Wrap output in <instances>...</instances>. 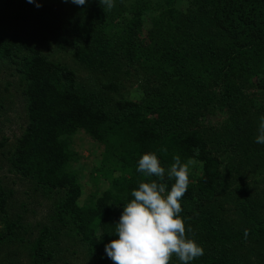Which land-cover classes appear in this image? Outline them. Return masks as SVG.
Returning <instances> with one entry per match:
<instances>
[{
    "label": "trees",
    "instance_id": "obj_1",
    "mask_svg": "<svg viewBox=\"0 0 264 264\" xmlns=\"http://www.w3.org/2000/svg\"><path fill=\"white\" fill-rule=\"evenodd\" d=\"M36 2L0 0V171L50 203L25 222L0 177V264H113L104 246L123 205L156 179L137 171L148 152L166 170L191 161L180 215L204 248L191 264H264V0ZM17 101L13 142L1 124ZM80 134L101 156L83 203Z\"/></svg>",
    "mask_w": 264,
    "mask_h": 264
},
{
    "label": "clouds",
    "instance_id": "obj_2",
    "mask_svg": "<svg viewBox=\"0 0 264 264\" xmlns=\"http://www.w3.org/2000/svg\"><path fill=\"white\" fill-rule=\"evenodd\" d=\"M83 6L87 0H70ZM29 4L41 5L36 0ZM108 9L114 0H100ZM255 143L264 145V115L259 117ZM166 170L153 152L144 153L138 160L137 171L146 177H155L150 182H140L131 190V199L123 205L115 231L116 238L105 244L106 256L113 264H169L174 255L180 264H191L204 255V248L195 239L186 235L185 222L181 217L180 200L189 185V164L179 155ZM174 181L169 186L165 181ZM191 233L192 229L187 230Z\"/></svg>",
    "mask_w": 264,
    "mask_h": 264
},
{
    "label": "rangeland",
    "instance_id": "obj_3",
    "mask_svg": "<svg viewBox=\"0 0 264 264\" xmlns=\"http://www.w3.org/2000/svg\"><path fill=\"white\" fill-rule=\"evenodd\" d=\"M18 32H20V29ZM137 87V84H134L132 88V98L134 99H139L141 97V91H137ZM246 91L251 93L255 91V89L247 86ZM20 106L21 103L19 101L9 106L6 111L7 114L3 117V122L1 124L4 134L13 142L21 134V128L26 123L25 114L22 112ZM225 117L226 114H223L221 120H219V115L201 119L206 124H212L217 121L222 122ZM74 148L81 155V159L76 166L82 170L81 179L83 183V195L80 201L83 203L92 189L93 181L91 180V171L94 166H99L101 163L100 148L98 143L85 139L83 134L74 138ZM0 177L3 178V184L6 187H11V189L15 191L14 200L18 204L10 209L13 214L21 215L25 222H32L33 224L45 220L50 203L49 199H46L43 194L34 193L33 185L30 180L23 179L15 173L7 172L6 165L4 169L0 171ZM100 177L99 186L102 190L109 186V182L106 175L101 174ZM68 264H72V257L69 259ZM74 264H78V262Z\"/></svg>",
    "mask_w": 264,
    "mask_h": 264
}]
</instances>
